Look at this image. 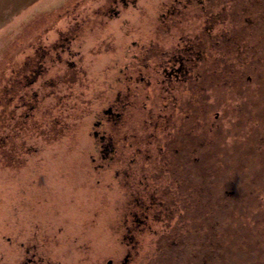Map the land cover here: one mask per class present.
Masks as SVG:
<instances>
[{"label":"flooded vegetation","instance_id":"obj_1","mask_svg":"<svg viewBox=\"0 0 264 264\" xmlns=\"http://www.w3.org/2000/svg\"><path fill=\"white\" fill-rule=\"evenodd\" d=\"M29 22L0 74V163L24 177L0 264H264V0H60ZM76 131L98 220L40 193V153Z\"/></svg>","mask_w":264,"mask_h":264},{"label":"rangeland","instance_id":"obj_2","mask_svg":"<svg viewBox=\"0 0 264 264\" xmlns=\"http://www.w3.org/2000/svg\"><path fill=\"white\" fill-rule=\"evenodd\" d=\"M60 0H0V74L1 68L6 63V57L9 56L15 48V43L20 35V33L30 26L32 17L36 14L37 10L46 9L48 6H51L55 2ZM8 49V50H6ZM6 50L7 52H4ZM84 132V129H83ZM74 138L70 139H60L57 140L55 145L47 147L46 150L40 153V165H43L45 168L53 171V177L56 173V177L59 171L67 169L69 166H72L71 169H74L77 173L74 174V178L66 181V178L61 176V178H53L51 181L46 179L43 180V188L40 193L48 191V189H53L56 191V194H69L68 198L75 200L72 201L73 209H71V215L73 220L75 218L84 215L79 209L78 206L88 204L86 214L88 221L92 219L98 220L97 216H94L90 209L96 210L101 203L106 201L102 199V194L100 189L97 186L96 180L92 176L85 177L82 175L81 170L85 166L81 167L77 165V160L80 159V153L77 151L80 141L83 143L89 142V139L85 138L86 135H80L79 131H76ZM85 136V137H84ZM71 143V151L68 148V144ZM70 168V167H69ZM66 181V182H65ZM24 182V177L18 178L15 176L14 171L8 168L6 170L1 166L0 163V224L5 223V218L7 217L9 206L12 204V200L15 194H17L18 185L21 187ZM13 194V195H12ZM105 194V193H103ZM77 197L79 199H77ZM110 198V199H109ZM111 196L107 198V212H111ZM9 210V214H10ZM105 221V219H104ZM98 224V223H97ZM0 225V226H1Z\"/></svg>","mask_w":264,"mask_h":264}]
</instances>
